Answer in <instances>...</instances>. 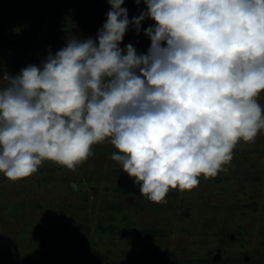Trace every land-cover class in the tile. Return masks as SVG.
Wrapping results in <instances>:
<instances>
[{"label":"clouds","instance_id":"1","mask_svg":"<svg viewBox=\"0 0 264 264\" xmlns=\"http://www.w3.org/2000/svg\"><path fill=\"white\" fill-rule=\"evenodd\" d=\"M108 3L95 40L3 75L0 173L15 182L44 161L75 172L110 138L140 194L166 203L170 189L227 171L234 148L264 130V0H144L131 20L125 0ZM145 19L147 54L121 48Z\"/></svg>","mask_w":264,"mask_h":264},{"label":"rangeland","instance_id":"2","mask_svg":"<svg viewBox=\"0 0 264 264\" xmlns=\"http://www.w3.org/2000/svg\"><path fill=\"white\" fill-rule=\"evenodd\" d=\"M122 7L129 20L147 10L144 0ZM110 9L108 0H0V89L5 73L41 66L68 40H95ZM150 26L130 25L120 47L147 54ZM257 100L264 109V92ZM92 150L75 172L44 161L15 182L0 173V264H264V130L234 148L227 171L159 204L111 159L110 138Z\"/></svg>","mask_w":264,"mask_h":264}]
</instances>
